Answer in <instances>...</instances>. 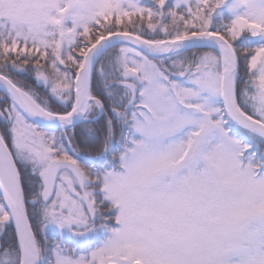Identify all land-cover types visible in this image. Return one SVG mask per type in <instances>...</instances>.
I'll use <instances>...</instances> for the list:
<instances>
[{
    "label": "snow or ice",
    "instance_id": "obj_1",
    "mask_svg": "<svg viewBox=\"0 0 264 264\" xmlns=\"http://www.w3.org/2000/svg\"><path fill=\"white\" fill-rule=\"evenodd\" d=\"M0 93V264H264V0H0Z\"/></svg>",
    "mask_w": 264,
    "mask_h": 264
},
{
    "label": "trees",
    "instance_id": "obj_2",
    "mask_svg": "<svg viewBox=\"0 0 264 264\" xmlns=\"http://www.w3.org/2000/svg\"><path fill=\"white\" fill-rule=\"evenodd\" d=\"M82 127H81V129H82ZM81 129H78V134H77L78 136H80V134H81ZM80 138H81V140H83L82 136ZM10 235H11V233H9L8 236H4L3 234H0V242L10 240Z\"/></svg>",
    "mask_w": 264,
    "mask_h": 264
},
{
    "label": "flooded vegetation",
    "instance_id": "obj_3",
    "mask_svg": "<svg viewBox=\"0 0 264 264\" xmlns=\"http://www.w3.org/2000/svg\"><path fill=\"white\" fill-rule=\"evenodd\" d=\"M54 105H56L55 103H54ZM57 106V105H56ZM54 108H56L55 106H53ZM58 108V107H57ZM59 109V108H58ZM78 128H81V127H78Z\"/></svg>",
    "mask_w": 264,
    "mask_h": 264
}]
</instances>
